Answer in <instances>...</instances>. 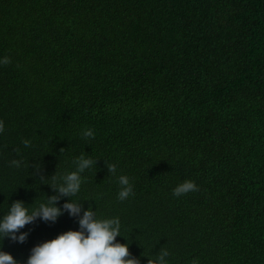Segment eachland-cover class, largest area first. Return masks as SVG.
I'll return each instance as SVG.
<instances>
[{"label":"trees","instance_id":"trees-1","mask_svg":"<svg viewBox=\"0 0 264 264\" xmlns=\"http://www.w3.org/2000/svg\"><path fill=\"white\" fill-rule=\"evenodd\" d=\"M2 57L0 216L60 195L49 184L84 155L80 215L119 217L140 264L161 249L168 264H264V0H0ZM186 179L198 190L173 195ZM78 220L38 218L0 247L26 261Z\"/></svg>","mask_w":264,"mask_h":264},{"label":"clouds","instance_id":"clouds-1","mask_svg":"<svg viewBox=\"0 0 264 264\" xmlns=\"http://www.w3.org/2000/svg\"><path fill=\"white\" fill-rule=\"evenodd\" d=\"M9 63L8 57L0 58V64ZM4 125L0 121V132ZM82 137L92 138L94 132L85 128ZM25 147L29 145L24 140ZM75 170L67 172L59 177V183L49 184L60 195L47 196L46 201L38 207L29 209L23 200L10 203L6 214L0 216V237L10 239L16 243H24L29 235L28 231H21L26 225L32 224L36 219L55 222L57 218L67 211L70 216L79 217L77 229L64 231L52 239L35 244L26 261L16 259L10 252L0 247V264H140L138 258L130 255L129 243L117 241L120 234L119 217L100 218L96 215L92 206L83 210L76 199H73L81 190L84 178L82 173L90 169L95 163L92 158L81 155L75 159ZM11 164L20 167V161L12 160ZM111 174H115L116 165L107 164ZM55 179V175L53 176ZM120 190L117 198L121 201L127 199L133 193V185L127 175L117 177ZM198 190V186L191 179H186L177 184L172 192L175 196H181L191 191ZM70 197L63 207H59L57 201L60 196ZM169 253L161 249L154 258L148 259V264H168Z\"/></svg>","mask_w":264,"mask_h":264}]
</instances>
